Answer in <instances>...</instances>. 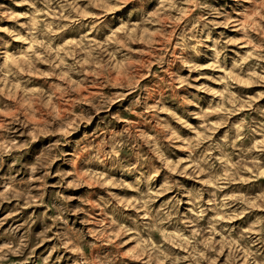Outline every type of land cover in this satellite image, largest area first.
<instances>
[{
  "label": "clouds",
  "instance_id": "clouds-1",
  "mask_svg": "<svg viewBox=\"0 0 264 264\" xmlns=\"http://www.w3.org/2000/svg\"><path fill=\"white\" fill-rule=\"evenodd\" d=\"M0 34V264H264V0H0Z\"/></svg>",
  "mask_w": 264,
  "mask_h": 264
},
{
  "label": "rangeland",
  "instance_id": "rangeland-1",
  "mask_svg": "<svg viewBox=\"0 0 264 264\" xmlns=\"http://www.w3.org/2000/svg\"><path fill=\"white\" fill-rule=\"evenodd\" d=\"M3 2L5 3H11V0H3ZM148 2V5L152 8V10L155 9L156 6H158V0H147ZM243 0H220V3L225 7V8H228L230 11H232V14L233 16L235 17V13L237 10H239V4L242 3ZM12 7L16 8V11H26L27 9L26 8H22V7H17L16 5H12ZM134 6H130L129 8H126V9H123V10H120L119 12L117 13H114L112 14L113 16H115L116 18L115 19H112V17L110 16L109 17V20L111 21V23L113 24H118L119 23V19L120 18H131V19H135L138 15V13H133L132 11V8ZM7 24L10 25L11 22H5ZM225 32H229L230 35L232 36H235V37H239L240 34L239 33H236V32H230V30H223ZM77 33L76 32H69L66 34V36H74L76 35ZM3 34H0V36H2ZM143 40V35L141 34V41ZM14 48H22V47H26L25 45H21V44H17V43H14ZM132 47L134 49H143L145 47V45L143 43H139V44H133ZM230 48L233 50L232 52H230V55H235V52H244L245 49H242V48H239L237 45H231ZM202 60L206 59V58H201ZM0 63H3V59L0 58ZM39 67H41L42 69L46 70L47 66L46 65H40ZM155 67H153V71H155ZM205 72H207V70H205ZM208 74H211V73H208ZM161 75H163V73H161ZM117 78H118V73H117ZM150 80H153L155 81L156 80V77L153 76L150 78ZM33 82L35 84H43L44 81L43 80H40V79H37V78H33ZM158 83H161L163 84L162 81H157ZM194 83H196V81H193ZM201 83H211L210 81H202ZM213 88H220L221 85H212ZM239 91H241L242 93H246V94H253L255 91H260L261 89H238ZM166 91V94H167V90ZM189 94L192 95L193 98H199V103L204 105V106H207V104L211 101V97L207 94V93H202V92H197L196 89H188L187 90ZM169 102L174 106V107H177L180 111H184V109L182 108H179V105L176 104V101L175 100H172L171 98H169ZM260 104L261 105H264V100L260 101ZM190 120L192 119L191 117H188ZM100 126V121L98 120L96 122V127H99ZM94 129L93 128H85L82 130L81 134L78 136V137H75L73 138L74 140H81V138L83 137V133L84 132H88L89 135L91 134V132L93 131ZM49 140L53 139V138H47ZM77 145L76 143H74L73 145H70L69 146V150L70 151H75ZM174 152L177 153L178 156H184L185 154L183 152H179L177 149H173ZM32 152H36V148H33L32 149ZM29 160L32 159V156L29 155L27 157ZM65 168H70L71 166L70 165H63ZM19 167V166H18ZM53 183L55 182V180L52 181ZM237 187H240V186H237ZM262 189H264V179H260V180H257L253 183H250L248 185H244L242 186L241 190L242 191H247L249 192L250 194H257L259 193ZM55 191V189H50L49 190V196H48V200L50 201L52 199V196H51V193ZM79 191H90V190H79ZM97 191H102V190H97ZM11 210V206L9 205H6L3 209H0V216H3L6 214L7 211ZM37 214L39 215L40 213H42L44 210L43 209H37ZM30 212L31 210H23L21 212V216L20 217H16L14 218L16 220V222L18 223H22L24 220H27L29 218V215H30ZM258 214H261V215H264V213H252L251 214V217H254L255 215H258ZM251 217H245L244 220H241V221H236L235 223L237 224H240V225H246V221H248ZM9 223H12V221H9ZM42 225L40 223V221H37V224L33 226V231H39L41 229ZM3 229H0V234L3 233ZM51 243L52 242H49V243H46L44 244L40 249L37 250L38 254L39 255H46L47 254V251L50 249L51 247ZM125 247H129L128 245H126ZM61 253H57L56 255H60ZM64 264H69V262L67 260H65ZM122 264H137L136 261H133L131 259H127V258H122Z\"/></svg>",
  "mask_w": 264,
  "mask_h": 264
}]
</instances>
